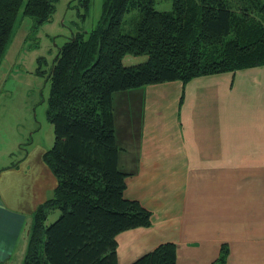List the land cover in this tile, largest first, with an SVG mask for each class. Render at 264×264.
<instances>
[{"label": "trees", "instance_id": "obj_1", "mask_svg": "<svg viewBox=\"0 0 264 264\" xmlns=\"http://www.w3.org/2000/svg\"><path fill=\"white\" fill-rule=\"evenodd\" d=\"M158 1L104 0L97 24L59 47L47 110L55 140L44 153L58 184L34 213L23 264H118V234L152 225V212L125 195L114 93L264 64V0H172L164 10ZM57 2L0 0V61L20 14L43 24ZM127 55L148 58L127 65ZM228 253L222 246L211 264ZM176 254L165 242L130 264H178Z\"/></svg>", "mask_w": 264, "mask_h": 264}, {"label": "crops", "instance_id": "obj_2", "mask_svg": "<svg viewBox=\"0 0 264 264\" xmlns=\"http://www.w3.org/2000/svg\"><path fill=\"white\" fill-rule=\"evenodd\" d=\"M170 82L178 97L160 111L158 148L118 139L125 195L152 212L151 226L118 234V264L165 242L178 264H211L224 245L225 264H264V64ZM46 151L0 169V264H23L34 213L57 187Z\"/></svg>", "mask_w": 264, "mask_h": 264}, {"label": "rangeland", "instance_id": "obj_3", "mask_svg": "<svg viewBox=\"0 0 264 264\" xmlns=\"http://www.w3.org/2000/svg\"><path fill=\"white\" fill-rule=\"evenodd\" d=\"M81 1L58 0L53 16L43 24L22 13L17 20L0 61V169L12 163L17 166L39 145L46 150L53 146L54 127L47 112L53 61L59 47L73 32L93 28L104 11V0H89L87 10ZM171 6L172 0H159L156 4L159 10ZM137 15V11L131 12L127 19ZM147 58V55H127L124 62L139 64ZM175 86L169 81L114 93L120 143L140 145L146 136L147 146L158 148L169 118L159 114L162 111L165 117L168 108L172 113L171 107L178 97ZM58 215L51 216L48 224Z\"/></svg>", "mask_w": 264, "mask_h": 264}]
</instances>
